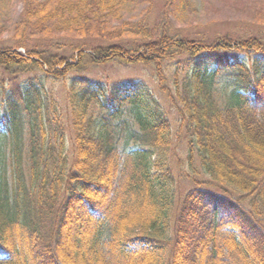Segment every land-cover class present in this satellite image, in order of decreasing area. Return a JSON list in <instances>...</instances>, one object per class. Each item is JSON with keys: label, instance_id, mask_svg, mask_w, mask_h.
<instances>
[{"label": "trees", "instance_id": "16d2710c", "mask_svg": "<svg viewBox=\"0 0 264 264\" xmlns=\"http://www.w3.org/2000/svg\"><path fill=\"white\" fill-rule=\"evenodd\" d=\"M131 1L23 0L21 29L82 38L114 30L117 41L68 56L50 47L3 48L0 68L36 67L64 82L77 63L151 67L180 114L187 160L196 153L210 180L229 191L194 181L171 229L170 124L142 83L71 78L64 109L42 81L4 89L0 80V264H75L84 237L90 264H264V43L151 38L146 26L112 27ZM132 33L139 38L120 40ZM147 149L158 157V176L149 174ZM140 229L152 237L132 234ZM148 239L171 244L166 261Z\"/></svg>", "mask_w": 264, "mask_h": 264}, {"label": "rangeland", "instance_id": "374dc122", "mask_svg": "<svg viewBox=\"0 0 264 264\" xmlns=\"http://www.w3.org/2000/svg\"><path fill=\"white\" fill-rule=\"evenodd\" d=\"M23 0H0V49L13 48L26 53V50L50 47L52 51L60 50L63 55L76 54V50L97 45H107L114 43L116 32L105 34L103 37H77L73 33L61 32L56 34L53 31H38L35 28L21 29ZM264 0H134L127 4L123 10L119 21H111L112 27H120L121 22L132 25L146 26L149 31L148 37H156L161 33L171 34L177 38H192L198 40H215L220 36L232 37V39H244L249 37H259L264 43ZM55 26V24H54ZM54 28V27H53ZM53 30V29H52ZM50 31V32H49ZM49 32L47 35L45 33ZM133 38V39H132ZM139 38L135 33L124 34L120 40H134ZM147 38V37H146ZM117 41V40H116ZM17 44H25L16 48ZM52 44L58 45L56 49ZM91 53V50H86ZM68 62L76 63L73 59ZM76 64L78 70L69 74L64 80L66 84L71 78L86 76L91 80H99L108 85L129 84L131 82L142 83L154 98L161 109L165 112L170 124L171 144L167 155L172 181H171V203L169 222L173 228L176 211L180 206L185 194L194 187V181L199 182L201 187H209L220 192L229 188L223 184L210 180V177L203 170L199 157L196 153L191 162L187 160V142L181 129V117L178 109L172 104L171 99L164 93L156 81L154 69L144 65H106L103 67H92L88 64ZM80 68V69H79ZM44 70H47L43 66ZM62 69V67L60 68ZM55 70V69H54ZM0 80L4 89H8L11 84L16 83L21 86L33 81L34 84L41 85L42 82L48 92H51L58 100L59 105L65 109V88L64 82L58 81L51 72H42L36 67L20 68L14 73L3 71L0 68ZM42 81V82H41ZM170 84V83H168ZM213 97L219 105H224L226 97L221 92L213 91ZM95 116L98 109L91 107ZM73 132L66 131V146L69 159L73 155ZM151 153L150 149H147ZM158 160L156 153L151 155L149 174L151 176L160 175V169L155 167ZM170 229V234L172 230ZM134 236L151 238V231L137 230L132 232ZM90 239L84 237L78 239L77 249L74 251L73 260L75 264H90ZM156 247L154 250L159 258L166 261L171 250V244L148 241Z\"/></svg>", "mask_w": 264, "mask_h": 264}]
</instances>
